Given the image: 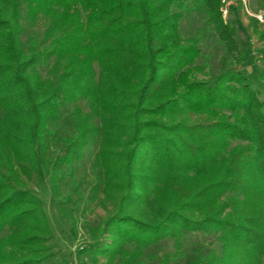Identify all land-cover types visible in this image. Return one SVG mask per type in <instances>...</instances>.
<instances>
[{
  "label": "trees",
  "instance_id": "16d2710c",
  "mask_svg": "<svg viewBox=\"0 0 264 264\" xmlns=\"http://www.w3.org/2000/svg\"><path fill=\"white\" fill-rule=\"evenodd\" d=\"M224 7L0 0V264H60L46 181L78 244L91 205L112 213L85 224L93 264H264V70L252 85ZM198 15L232 61L219 75L182 32Z\"/></svg>",
  "mask_w": 264,
  "mask_h": 264
},
{
  "label": "rangeland",
  "instance_id": "374dc122",
  "mask_svg": "<svg viewBox=\"0 0 264 264\" xmlns=\"http://www.w3.org/2000/svg\"><path fill=\"white\" fill-rule=\"evenodd\" d=\"M242 2H237L236 0H226L225 6L229 10L228 18L237 27L238 38L241 44L242 50L250 49L252 51L251 56L248 57L244 64V69L247 71L249 80L252 85H257L258 72L264 70V22L259 21L263 24L262 28L248 30L247 26H251L253 19H258L259 14H263L264 18V0H241ZM231 7H236L233 12L230 10ZM204 33L203 42L201 48L203 50V55L198 60V64L207 65L214 75H219L223 71L231 67V59L225 54L223 45L220 43L218 37L208 31V29L203 28V20L200 15L186 19L182 23V32L185 36H191ZM208 67L206 70L208 71ZM207 77L203 73H188L183 72L179 76L180 82H190L194 79H206ZM92 152H96V148H92ZM93 163L92 159L87 156L85 160V165L88 167ZM36 194L42 201L43 210L47 216L48 224L52 229L55 242L61 250V254L58 258V263L64 264H93L88 253L79 257L77 255V249L79 247L85 250L90 247L88 231L85 228V224L95 226L110 217L111 214L107 212V209L98 204L91 205L82 215L80 229H79V244L72 241L69 235V230L66 226L62 225L59 221L58 211L56 206L51 201V190L50 183L46 181L38 187H36ZM111 212H115V209L108 206ZM192 235H190V238ZM198 241L204 240V238H198ZM206 244L211 243L210 239H205ZM88 243V244H87ZM169 244V243H168ZM197 246H193L191 249H195ZM157 257L161 256L164 252L168 250H173L172 244L166 246V241L160 243L159 247L156 249ZM104 260L100 261L99 264H103Z\"/></svg>",
  "mask_w": 264,
  "mask_h": 264
},
{
  "label": "built area",
  "instance_id": "2783aa9c",
  "mask_svg": "<svg viewBox=\"0 0 264 264\" xmlns=\"http://www.w3.org/2000/svg\"><path fill=\"white\" fill-rule=\"evenodd\" d=\"M225 1H226V0H224V2H225ZM222 10H223L224 16L227 17V15H228V8L225 6ZM257 17H258V19H259L261 22H264L263 14H259Z\"/></svg>",
  "mask_w": 264,
  "mask_h": 264
}]
</instances>
